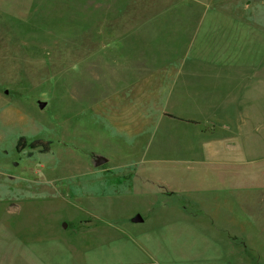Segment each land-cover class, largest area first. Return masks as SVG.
Returning a JSON list of instances; mask_svg holds the SVG:
<instances>
[{
	"label": "rangeland",
	"instance_id": "374dc122",
	"mask_svg": "<svg viewBox=\"0 0 264 264\" xmlns=\"http://www.w3.org/2000/svg\"><path fill=\"white\" fill-rule=\"evenodd\" d=\"M153 17L238 24L189 54ZM163 203L193 264H264V0H0V264H132Z\"/></svg>",
	"mask_w": 264,
	"mask_h": 264
},
{
	"label": "crops",
	"instance_id": "0c3cea01",
	"mask_svg": "<svg viewBox=\"0 0 264 264\" xmlns=\"http://www.w3.org/2000/svg\"><path fill=\"white\" fill-rule=\"evenodd\" d=\"M223 21H226L227 24H238L237 22H231L236 21V19L232 18L216 19L209 17H153L147 18L138 24L162 26L152 31L160 35L168 36L165 40L168 43L166 47H173L171 43H174V47L182 48L190 54L196 47L200 33L206 31V26H221L220 24ZM217 30L220 31L218 26L214 28V31ZM144 31L148 32L149 30L146 29ZM210 165L216 164L211 163ZM222 185H216V188L212 192L215 194L220 193V186ZM167 186L170 185L167 184ZM194 189L198 190L199 188L192 187L191 184L187 185L185 190L179 187L178 190L181 192L174 193L173 195L166 193H147L146 200L151 198L156 200V198L161 197L167 201L180 193H194ZM225 191L228 192L229 190L226 189ZM154 205H149V214L143 217L144 219L141 223H151L154 220L157 222V228L145 231L139 238L135 239V244L138 248L137 251L142 256L140 258H134L137 253L132 254L130 257L134 261L132 264H177L179 262L193 264L195 261L197 262L199 259V229L197 228V218L199 216L189 213L184 207L176 208L173 212L168 208L166 203L159 206V209L154 208ZM178 213L179 215L176 216ZM228 239L230 240V237ZM137 259L140 260V263L137 262Z\"/></svg>",
	"mask_w": 264,
	"mask_h": 264
},
{
	"label": "water",
	"instance_id": "95a60500",
	"mask_svg": "<svg viewBox=\"0 0 264 264\" xmlns=\"http://www.w3.org/2000/svg\"><path fill=\"white\" fill-rule=\"evenodd\" d=\"M38 104H39V108L41 110H43L47 106V103L46 102H43V101H39ZM107 163H108V158H106L104 156H96V158H95V165L97 167L103 166V165H105ZM142 221H143V218L140 215H138L134 219V222H142Z\"/></svg>",
	"mask_w": 264,
	"mask_h": 264
}]
</instances>
